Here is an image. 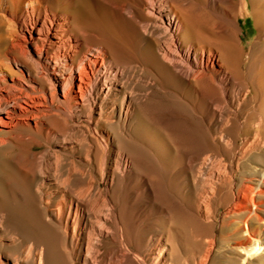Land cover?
<instances>
[{"label":"rangeland","instance_id":"1","mask_svg":"<svg viewBox=\"0 0 264 264\" xmlns=\"http://www.w3.org/2000/svg\"><path fill=\"white\" fill-rule=\"evenodd\" d=\"M78 5L77 22L87 28L92 41L96 31L108 27L123 33V57L130 67L122 82L133 107L128 117L119 118L121 99L109 97L105 106L98 103L89 112L85 105L76 117L61 105V89L50 87L44 79L21 83L45 116L43 127L35 131L36 111L31 103L23 104L31 113L15 120L21 125L10 136L13 144L0 153V203L14 208L10 229L0 230L2 262L34 264L31 251L39 245L44 246L42 264H119L122 252L128 258L122 264H264V222L253 223L258 228L254 238L258 247L254 240L246 241L244 226L257 197L250 193L243 207L233 205L244 185L255 187L264 181V95L250 89L238 108L216 109L210 103L193 107L195 111L180 107L161 88L144 87L140 68L134 67L132 53L144 44L140 43L143 10L126 0H79ZM254 20L239 19L241 68L249 65L251 53L264 70V29ZM8 29L0 27V54L9 50L3 41ZM26 67L33 71L30 63ZM6 83L11 84L10 79ZM147 90L158 92L148 102ZM227 97L238 100L232 88ZM1 119L5 121V115ZM244 137L250 146L244 147ZM256 138L260 142L255 143ZM47 166L56 168L62 179L73 170L78 176L73 188L86 195L87 205L103 198L115 207L126 234L125 250L111 229L94 243L97 252L93 251L91 263L85 262V245L73 253L69 247L60 248L58 235L43 215L42 198L46 199L41 194L40 168ZM218 170L222 171L219 183L211 176ZM163 251L169 260L155 262Z\"/></svg>","mask_w":264,"mask_h":264},{"label":"bare ground","instance_id":"2","mask_svg":"<svg viewBox=\"0 0 264 264\" xmlns=\"http://www.w3.org/2000/svg\"><path fill=\"white\" fill-rule=\"evenodd\" d=\"M126 2L141 8L145 17V22L141 23L144 36L140 38V43H144L143 47L137 46L138 51L132 53L134 67L140 68L145 79L144 87L161 88L164 96L180 107L191 108V111H195L193 107L200 108L209 103L216 109L229 105L238 108L240 100L247 99L248 93L253 91L255 95H264V70L257 66L253 54L248 53L250 63L241 68L242 46L237 28L239 19L254 17L255 23L264 29V0H223L220 6L214 0ZM78 4L79 0H0V27L9 28L3 38L9 50L0 54V153L13 144L10 136L21 125L14 124L15 120L31 113L23 104L31 103L33 106H29L36 111L34 130L39 131L44 125L41 120L45 115L39 108L40 103L35 102L32 93L23 89L22 84L28 80L44 79L50 87L61 89L64 95L61 105L65 109L68 107L66 112L72 116H79L85 105L89 112H93L98 103L99 107L105 106L107 98L112 97L121 99L119 118L128 117L133 100L129 99L122 82L125 70L130 67L123 57V33L108 25L105 31H96L92 41L87 28H81L77 22L76 17L80 13L76 14L80 8ZM84 5L82 7L86 8ZM26 63L32 65L33 71L26 67ZM9 79L11 84L6 83ZM231 88L236 92V101L227 97ZM3 91H6L5 94H2ZM157 93L149 91L145 101H150ZM110 112L113 114L114 108ZM3 115L5 121L1 119ZM257 142L260 138H256ZM248 145L250 143L245 138L244 147ZM127 162L124 157V165ZM50 166L40 168L41 194L46 199L43 202L41 197L42 207L45 220L58 235L60 248L69 247L73 253L77 246L85 245V262L91 263L95 260L94 252H97L94 243L98 238L105 237L107 229H111L115 240L125 250L126 234L115 207L106 199L97 202L94 197L95 200L91 198L93 202L88 199L91 203L87 205L86 195L73 188L78 179L76 173L68 171L62 179L58 170ZM220 172L212 171L211 176L217 182ZM262 179L255 187L243 184L244 189L236 194L233 204L238 209L244 206L250 193L257 197V204L252 202L254 210H248L244 220L246 241L251 243L254 240L256 247L259 240L254 238L258 235V228H254L253 223L264 222ZM13 215L14 208L0 203V230L5 232L10 229ZM166 251L154 258L155 262H167L169 254ZM31 253L34 264L43 263L44 246L35 245ZM127 259L122 252L119 264ZM0 264H4L1 256Z\"/></svg>","mask_w":264,"mask_h":264}]
</instances>
